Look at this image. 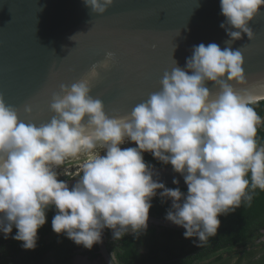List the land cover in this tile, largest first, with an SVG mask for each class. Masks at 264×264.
I'll use <instances>...</instances> for the list:
<instances>
[{"label":"clouds","instance_id":"clouds-1","mask_svg":"<svg viewBox=\"0 0 264 264\" xmlns=\"http://www.w3.org/2000/svg\"><path fill=\"white\" fill-rule=\"evenodd\" d=\"M92 13L103 14L113 0H83ZM264 0H220L225 17L220 27L226 46L194 45L183 68L165 71L161 89L150 93L130 113L109 116L99 98L90 95L98 68H108L112 52L93 64L80 80L53 92L47 122L25 123L18 109L0 94V233L21 241L25 250L37 246L38 229L54 207L52 230L91 249L102 242L105 228L113 240L147 229L151 200H171L165 219L182 226L185 238L198 245L217 234L219 216L234 212L252 192L264 191V146L256 140L264 118L251 104L256 97L246 84L244 57L231 44L253 38L249 22ZM189 72L191 74H189ZM213 82L218 91L206 87ZM264 91V83L260 86ZM26 113L31 112L25 106ZM135 147L121 148L126 142ZM103 152V155L101 154ZM148 152L179 173L187 192L153 179ZM89 154L71 189L57 171L69 157ZM250 177V178H249ZM173 184L179 181L173 178ZM116 257L111 253L110 264Z\"/></svg>","mask_w":264,"mask_h":264},{"label":"water","instance_id":"water-1","mask_svg":"<svg viewBox=\"0 0 264 264\" xmlns=\"http://www.w3.org/2000/svg\"><path fill=\"white\" fill-rule=\"evenodd\" d=\"M224 19L220 0H113L103 14L92 13L83 0H0V94L18 109L20 121L38 126L54 115L49 106L59 85L80 80L110 51L109 67L98 68L90 81V95L109 116H123L161 89L163 73L175 61L183 68L194 45L216 43L223 49L229 39L220 27ZM249 26L253 38L244 35L231 44L244 57L247 80L233 86L248 89L258 101L264 99V8ZM206 87L218 91L213 82ZM153 172L165 186L187 189L171 166ZM78 178L60 180L71 189ZM148 221L185 231L164 219ZM98 245L110 264L103 243Z\"/></svg>","mask_w":264,"mask_h":264},{"label":"trees","instance_id":"trees-1","mask_svg":"<svg viewBox=\"0 0 264 264\" xmlns=\"http://www.w3.org/2000/svg\"><path fill=\"white\" fill-rule=\"evenodd\" d=\"M251 107L264 118V99L255 101L251 104ZM256 140L258 145L264 146V123L258 126ZM144 160L152 167H166L171 166L170 164H162L152 157L150 153H146ZM172 167V166H171ZM69 178L64 176L60 179ZM250 178V177H249ZM168 188H176V186H166ZM182 192H187V189L179 187ZM252 200L249 204L246 201H242L241 206L238 207L234 212L227 215L219 216L220 226L217 230V234L210 237L206 243L197 246L198 243H186L178 245L175 249L165 248L161 250V255L155 256V259L151 260L150 264H229L230 256H223L221 251L233 250L236 247H241L244 251L247 243L252 242L254 239L264 235L261 229L264 228V191L259 188L255 189L252 193ZM157 200V199H154ZM151 208L149 212H159L163 209V213L166 214L170 208L166 203H159L158 201L151 200ZM56 214L54 207L49 208L46 211V222L43 226L38 229L37 235V246L34 250H25L21 247L22 242L12 239L15 235L16 229L13 227L12 233L7 239L4 238L3 233L0 234V264H72L70 262L71 249L76 244L68 239L65 235L59 234L55 241H48L46 238L48 233L52 230L51 221L53 216ZM161 216L162 214H158ZM153 232V229H152ZM167 236L180 237L184 233L181 230L166 229ZM66 242V243H65ZM65 243L64 245H61ZM69 243V244H68ZM53 249L54 251V262L46 259L45 254ZM246 261L249 263L251 258L255 255L257 250L249 249L245 250ZM206 261L207 259H209ZM164 261H160V260ZM235 263L242 264L241 257L239 256ZM205 261V263H201ZM264 255L258 264H264ZM246 263V264H247ZM250 264V263H249Z\"/></svg>","mask_w":264,"mask_h":264},{"label":"flooded vegetation","instance_id":"flooded-vegetation-1","mask_svg":"<svg viewBox=\"0 0 264 264\" xmlns=\"http://www.w3.org/2000/svg\"><path fill=\"white\" fill-rule=\"evenodd\" d=\"M160 191L162 190L160 189L157 190L158 194L157 196L152 198V201H158L159 203H166L167 205L171 206L170 199H164L162 201V198L159 196ZM163 212H164L163 209H161L160 210V213L162 214L161 216L158 215L160 214L158 211L152 213L149 212L148 216L167 220L165 219L166 214H164ZM166 229H171V228L147 221V229L145 232H142L139 235L129 232L126 235H124L122 238L118 240H113L112 230L105 228L102 232V243L110 258H111V253L115 254L116 257L115 264H150L151 260H153V258L155 259V256L157 255H161V257L165 256L164 255L165 253L164 254L159 253L161 252V250L165 248L171 250V249H175L178 245L186 244L189 242L198 243L196 237L185 238L183 234L182 236L177 238L167 236L166 232H164ZM261 232L264 233V228L261 229ZM58 236L59 234L51 230L46 238L48 239V241L51 242L55 241L56 243L58 242V240H55V238ZM65 243H62L61 245H64ZM246 245L248 246H245L244 251H241L235 259L233 258L234 260L233 259L230 260L229 264H233L237 260H239L238 259L239 256L241 257V263L246 264L247 263L246 258L243 256H245V254L247 253V251L245 250H249L250 248L253 250H257V252L251 258L249 263L258 264V262L262 259V256L264 255V235L254 239L252 242H249ZM44 257L47 260L49 259L50 262H54L53 249L49 250ZM69 259L72 264H108L104 254L100 251V247L98 244H94L90 250L83 247L82 245L76 244V246H74V248L71 249V255ZM208 260H210V258L207 259L206 261ZM160 261H164V260L161 259ZM201 263H205V261ZM43 264H46V262L43 261Z\"/></svg>","mask_w":264,"mask_h":264},{"label":"rangeland","instance_id":"rangeland-1","mask_svg":"<svg viewBox=\"0 0 264 264\" xmlns=\"http://www.w3.org/2000/svg\"><path fill=\"white\" fill-rule=\"evenodd\" d=\"M134 142H126L125 144L121 145V148H127V147H135ZM147 152L143 153L145 155ZM103 155V152L101 153ZM89 154L86 153H81L77 157H69L66 159L65 163L60 166V168L57 169V171L60 173L58 176V179L68 176L69 178H75L78 177V173L81 172V165L86 162ZM2 234V233H0ZM248 248V247H247ZM243 249L241 247H236L233 250H225L221 251L219 253H222L225 256H230L231 260L236 258L238 254L242 251ZM233 259V260H234ZM243 264V263H242Z\"/></svg>","mask_w":264,"mask_h":264}]
</instances>
